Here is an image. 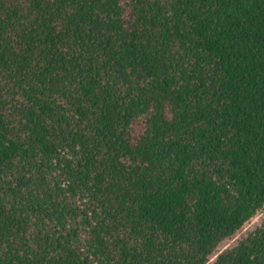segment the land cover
Masks as SVG:
<instances>
[{
  "label": "trees",
  "instance_id": "16d2710c",
  "mask_svg": "<svg viewBox=\"0 0 264 264\" xmlns=\"http://www.w3.org/2000/svg\"><path fill=\"white\" fill-rule=\"evenodd\" d=\"M0 264H264V0H0Z\"/></svg>",
  "mask_w": 264,
  "mask_h": 264
}]
</instances>
